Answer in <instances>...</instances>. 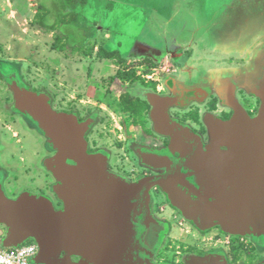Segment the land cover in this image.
<instances>
[{"label":"rangeland","instance_id":"rangeland-1","mask_svg":"<svg viewBox=\"0 0 264 264\" xmlns=\"http://www.w3.org/2000/svg\"><path fill=\"white\" fill-rule=\"evenodd\" d=\"M86 1L84 6L65 7V0H0L3 189L13 201L26 195L46 198L56 212L64 209L57 203H64L58 194L61 183L49 164L58 152L37 124L17 109L15 82L46 96L57 113L88 123L85 140L90 139L102 152L95 155L104 154L108 161L120 165L132 136L137 134L133 116L121 106L123 91L135 99H161L167 95L157 87L167 92L171 87L194 85L196 77L203 73L204 83L195 87L203 94L208 82L212 83L210 90L217 85L214 77L221 59L238 56L248 47L246 42L236 47L241 37L237 34L238 39H234L231 26L240 0ZM246 2L250 8L255 5L264 9V0L243 3L247 5ZM9 3L15 6L16 18H12ZM39 5H44L45 10L37 17ZM249 12L241 9L242 16H237L244 24L248 20L264 23V15L257 19ZM64 46L66 51L61 50ZM170 47L172 50H168ZM107 52L117 55L106 58ZM148 52L165 56L151 63L152 58L144 57ZM189 71L197 74L194 79ZM224 82L225 90L244 84L262 95L264 52L258 56L253 73ZM0 231L6 238L7 227L0 225Z\"/></svg>","mask_w":264,"mask_h":264},{"label":"flooded vegetation","instance_id":"flooded-vegetation-1","mask_svg":"<svg viewBox=\"0 0 264 264\" xmlns=\"http://www.w3.org/2000/svg\"><path fill=\"white\" fill-rule=\"evenodd\" d=\"M244 1L236 7L231 26L234 39L241 37L236 47L243 42L248 47L238 56L221 59L215 88L210 90L212 83L208 82L207 91L199 94L195 87L204 83L206 75L196 77L189 71L191 78L196 77L194 85L171 87L169 93L157 87L167 95L161 99L134 98L142 110L137 117L125 112L133 116L137 134L126 148L123 164L108 161L105 155L107 179L131 185L159 180L144 187L142 197L133 202L135 233L127 264H264V151L260 150L264 145V91L256 94L244 84L224 88V80L253 73L264 52V23L248 20L244 24L239 17L244 9L260 19L264 9L250 8ZM156 55L148 52L144 57L154 63L165 56ZM148 79L154 81L151 76ZM220 124L232 125L236 138H244L251 149L239 150L236 143H230ZM87 142L90 154L101 152L90 139ZM190 149L193 154L187 153ZM0 175L4 186L1 168ZM244 196L253 201L247 212L240 211ZM257 200L260 203H254ZM83 261V257L63 252L53 264Z\"/></svg>","mask_w":264,"mask_h":264},{"label":"water","instance_id":"water-1","mask_svg":"<svg viewBox=\"0 0 264 264\" xmlns=\"http://www.w3.org/2000/svg\"><path fill=\"white\" fill-rule=\"evenodd\" d=\"M13 89L17 109L37 124L58 152L49 169L61 183L58 194L64 209L56 212L53 204L42 197L26 195L10 200L0 175V225L8 229L3 246L15 248L34 240L40 247L34 264H53L63 252L83 257L84 261L77 264H127L135 233L133 202L142 197L144 187L159 180L131 185L117 178L107 179L105 155L88 152V123L81 124L71 115L57 113L46 96L21 84L15 82ZM218 126L239 150L251 149L244 138H236L237 130L232 125ZM260 150L264 151V145ZM192 151L187 153L193 154ZM241 199L244 205L240 211L247 212L253 201L245 196Z\"/></svg>","mask_w":264,"mask_h":264},{"label":"built area","instance_id":"built-area-1","mask_svg":"<svg viewBox=\"0 0 264 264\" xmlns=\"http://www.w3.org/2000/svg\"><path fill=\"white\" fill-rule=\"evenodd\" d=\"M3 241L4 236L0 231V264H34L40 251L39 245L34 240L15 248L4 247Z\"/></svg>","mask_w":264,"mask_h":264},{"label":"trees","instance_id":"trees-1","mask_svg":"<svg viewBox=\"0 0 264 264\" xmlns=\"http://www.w3.org/2000/svg\"><path fill=\"white\" fill-rule=\"evenodd\" d=\"M86 3H87L86 0H65V7H72V6H75V5L84 6V5H86ZM44 10H45L44 5H39V11H38L37 17H40V14ZM52 29H55V28L53 27ZM52 29H50V30H52ZM58 40L61 41L60 38H58ZM61 50L62 51H66L65 46L62 47ZM77 51H79V50L77 49ZM116 55L117 54L115 52H113V53H109V52L105 53V57L106 58H114V56H116ZM162 55H165V53H162ZM121 106H122V109H123L124 112H131L136 117L138 116V114L142 110L141 104L138 101H136L130 94H128L126 92V90L123 91V97H122Z\"/></svg>","mask_w":264,"mask_h":264},{"label":"crops","instance_id":"crops-1","mask_svg":"<svg viewBox=\"0 0 264 264\" xmlns=\"http://www.w3.org/2000/svg\"><path fill=\"white\" fill-rule=\"evenodd\" d=\"M9 5V8H10V12H11V14L13 15V17L12 18H16V15L18 14L17 12H16V10H15V6L14 5H12L11 3H9L8 4ZM5 239V238H4Z\"/></svg>","mask_w":264,"mask_h":264}]
</instances>
